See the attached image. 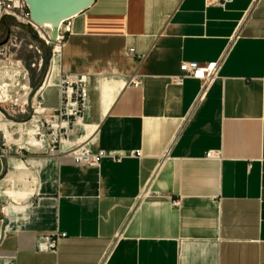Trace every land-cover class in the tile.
Here are the masks:
<instances>
[{"label":"crops","instance_id":"obj_1","mask_svg":"<svg viewBox=\"0 0 264 264\" xmlns=\"http://www.w3.org/2000/svg\"><path fill=\"white\" fill-rule=\"evenodd\" d=\"M55 49L45 111L61 75L88 89L61 153L141 158L78 167L0 125V264H264V0H96ZM223 56L207 89L173 82Z\"/></svg>","mask_w":264,"mask_h":264},{"label":"built area","instance_id":"obj_2","mask_svg":"<svg viewBox=\"0 0 264 264\" xmlns=\"http://www.w3.org/2000/svg\"><path fill=\"white\" fill-rule=\"evenodd\" d=\"M0 9V22L11 20L16 24L30 26L37 30L29 20L25 0H0ZM47 38L49 39V33ZM45 42L52 48L53 56L55 45L51 46L46 40ZM61 43L58 44L61 45ZM127 54L135 57L134 49H129ZM223 62L224 56L215 63L207 65L184 62L179 67L180 74L173 78V82L182 85L185 80H195L199 81L205 90L219 78ZM46 80L33 92L31 120L35 125L33 137L36 140V145L40 147L45 143L46 153L49 157H67L78 167H99L104 159L120 162L126 157L141 158L140 151H132L128 155H118L104 151L92 153L87 146L88 144H82L62 154L60 151L61 145L72 136L77 125L82 121L87 108V78L79 75H61L55 86L59 92V105L50 112L45 111L42 107L45 90L54 86L53 84H46ZM138 82L135 76L130 80V84L134 86H137ZM206 158L212 160L217 159V156L214 153H208ZM65 236L62 234L54 239H45V250L55 251L57 242Z\"/></svg>","mask_w":264,"mask_h":264},{"label":"rangeland","instance_id":"obj_3","mask_svg":"<svg viewBox=\"0 0 264 264\" xmlns=\"http://www.w3.org/2000/svg\"><path fill=\"white\" fill-rule=\"evenodd\" d=\"M35 28L11 20L0 22V43L9 33L8 42L0 47V65H6L13 73L0 80L4 83L0 93V125L8 126L16 134L14 138L23 141L30 139L32 126L29 96L54 73L52 48L45 42L49 43L48 31Z\"/></svg>","mask_w":264,"mask_h":264},{"label":"water","instance_id":"obj_4","mask_svg":"<svg viewBox=\"0 0 264 264\" xmlns=\"http://www.w3.org/2000/svg\"><path fill=\"white\" fill-rule=\"evenodd\" d=\"M95 2L96 0H25L31 24L48 31L51 46L63 42L70 22L91 9ZM7 42L8 38L0 43V47Z\"/></svg>","mask_w":264,"mask_h":264},{"label":"bare ground","instance_id":"obj_5","mask_svg":"<svg viewBox=\"0 0 264 264\" xmlns=\"http://www.w3.org/2000/svg\"><path fill=\"white\" fill-rule=\"evenodd\" d=\"M33 25V24H32ZM34 26V25H33ZM36 26H34V28H35ZM40 29V28H39ZM57 45V44H56ZM57 51V49H55V51L54 52H56Z\"/></svg>","mask_w":264,"mask_h":264},{"label":"trees","instance_id":"obj_6","mask_svg":"<svg viewBox=\"0 0 264 264\" xmlns=\"http://www.w3.org/2000/svg\"><path fill=\"white\" fill-rule=\"evenodd\" d=\"M2 22H4V21H2Z\"/></svg>","mask_w":264,"mask_h":264}]
</instances>
